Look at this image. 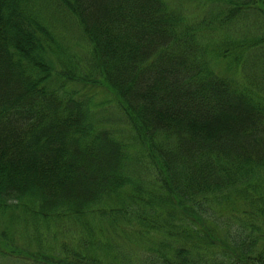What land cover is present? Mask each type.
Here are the masks:
<instances>
[{
    "label": "trees",
    "instance_id": "1",
    "mask_svg": "<svg viewBox=\"0 0 264 264\" xmlns=\"http://www.w3.org/2000/svg\"><path fill=\"white\" fill-rule=\"evenodd\" d=\"M107 224L264 264V0H0V264H126Z\"/></svg>",
    "mask_w": 264,
    "mask_h": 264
},
{
    "label": "rangeland",
    "instance_id": "2",
    "mask_svg": "<svg viewBox=\"0 0 264 264\" xmlns=\"http://www.w3.org/2000/svg\"><path fill=\"white\" fill-rule=\"evenodd\" d=\"M196 11L195 9H193ZM68 41V39H65ZM73 42V39L70 41ZM72 53L76 55L78 62L81 63L82 66H86V59L83 57L84 51L80 49V47L74 46L71 49ZM88 94H92V100L94 103H106L105 98L107 97L105 94L100 93V87L98 85H93L91 89H85ZM106 106V105H105ZM107 113H111L114 111V104H107ZM128 211H130L128 209ZM129 217V213L127 214ZM177 217V216H176ZM174 217V218H176ZM106 229V238L109 242L112 243L114 249L112 251L119 255V260L123 261L126 264H148L149 258L147 257L149 253V249H151L152 245L149 237L142 236L139 237L134 230H131L126 226L125 230L121 231L118 229H113L109 224L105 227ZM60 229H56L55 233L57 234ZM145 232V231H143ZM79 235H86L85 231H82L80 228L76 229L75 227H70L68 233L65 235H61L62 238H67L72 244L77 242V238ZM57 238L58 235H56ZM98 248V247H97ZM106 250L101 248L98 252L100 254L105 253ZM8 263V260L0 259V263Z\"/></svg>",
    "mask_w": 264,
    "mask_h": 264
}]
</instances>
